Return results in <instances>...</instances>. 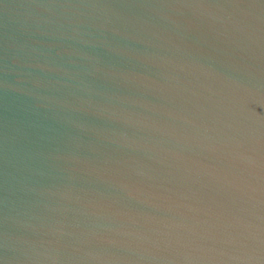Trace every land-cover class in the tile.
Masks as SVG:
<instances>
[{
    "label": "water",
    "instance_id": "obj_1",
    "mask_svg": "<svg viewBox=\"0 0 264 264\" xmlns=\"http://www.w3.org/2000/svg\"><path fill=\"white\" fill-rule=\"evenodd\" d=\"M0 264H264V0H0Z\"/></svg>",
    "mask_w": 264,
    "mask_h": 264
}]
</instances>
